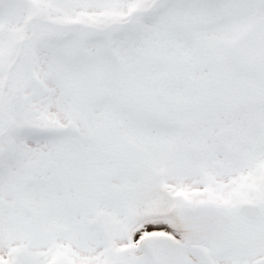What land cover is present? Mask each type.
Here are the masks:
<instances>
[{
	"label": "snow or ice",
	"instance_id": "snow-or-ice-1",
	"mask_svg": "<svg viewBox=\"0 0 264 264\" xmlns=\"http://www.w3.org/2000/svg\"><path fill=\"white\" fill-rule=\"evenodd\" d=\"M0 264H264V0H0Z\"/></svg>",
	"mask_w": 264,
	"mask_h": 264
}]
</instances>
